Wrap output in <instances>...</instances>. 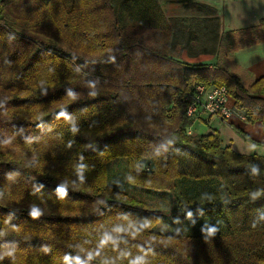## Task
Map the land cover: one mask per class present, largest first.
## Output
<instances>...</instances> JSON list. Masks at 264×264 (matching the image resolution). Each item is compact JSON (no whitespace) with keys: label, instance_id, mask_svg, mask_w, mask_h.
<instances>
[{"label":"trees","instance_id":"obj_1","mask_svg":"<svg viewBox=\"0 0 264 264\" xmlns=\"http://www.w3.org/2000/svg\"><path fill=\"white\" fill-rule=\"evenodd\" d=\"M203 23L186 35L158 0H0V264H264V158L189 134L185 101L226 87L264 125V77L221 61L263 43L264 19L223 35ZM195 35L216 64L174 55ZM116 160L131 189L173 196L178 234L110 184Z\"/></svg>","mask_w":264,"mask_h":264},{"label":"crops","instance_id":"obj_2","mask_svg":"<svg viewBox=\"0 0 264 264\" xmlns=\"http://www.w3.org/2000/svg\"><path fill=\"white\" fill-rule=\"evenodd\" d=\"M191 4H194L190 6H194L195 8L200 4L210 6L216 10V14L210 16L202 12L197 17H189L184 14V16L181 17L172 16V20L176 18L183 21L184 30L187 32L186 35L193 31L198 32L202 30L204 27L203 21L208 18H218L220 20V35L255 28L259 26L260 21L264 19V0H197ZM167 19L170 21L168 17ZM182 42L183 43L175 50L174 55L181 58L185 65L194 66L206 64L211 66L218 62L217 54L211 59H205L203 56H199L202 58L190 60L186 55V51L188 50L190 54L192 51H197L198 47L194 48L193 46L196 41L191 39L187 40L186 38L182 40ZM221 61L232 72L238 75L245 73L249 78L258 80L264 77V42L235 52H229V56L221 59ZM230 105L235 107V101L232 98H230ZM196 122L197 121L194 122L192 128L195 126ZM197 123L206 124L208 128L200 126L197 129L195 128V131L191 128L189 134L192 136L208 135L219 132L224 147L230 146L234 152L242 156H258L264 158V125L262 123L257 122L253 124L248 121V118L243 120L237 116L232 117L228 121H224L218 117L203 116ZM233 125L250 135L258 144L248 142L237 135L232 128Z\"/></svg>","mask_w":264,"mask_h":264},{"label":"rangeland","instance_id":"obj_3","mask_svg":"<svg viewBox=\"0 0 264 264\" xmlns=\"http://www.w3.org/2000/svg\"><path fill=\"white\" fill-rule=\"evenodd\" d=\"M196 1L197 0H192V1L190 0H159L161 7L163 8V11L165 12L166 16L170 19L171 22H174L175 20L177 21L180 20L176 18H173L174 20H172L171 19L172 16L181 17L185 15L189 17H197L202 12H205V14L208 15V12L203 7H201L203 6L202 4L197 5L198 7L196 6V8L194 6L193 7L190 6V5H194L191 3L196 2ZM195 37H196L195 38L196 42L193 45L194 48L198 46H202L201 44L197 43L198 35H195ZM179 51H180V48H179ZM186 55L188 56L190 60H197L198 58H202L199 56H203V58L205 59H211L214 57V54H204L202 52L197 53L196 51H192V53L190 54L188 50L186 51ZM197 122L195 123V126L192 128L193 131H195V128L197 129L200 126L208 128L206 124H203V123L199 124ZM124 162H125L124 160H116L109 165L108 175H109L110 184L121 190L123 189L127 190L129 193L134 194L137 198L144 200L145 202L151 204L157 210H160L164 214L163 222L155 228L156 232L160 234H178V230L170 217L173 196L167 193L146 192L143 190L131 189L127 183V171H126V164Z\"/></svg>","mask_w":264,"mask_h":264},{"label":"built area","instance_id":"obj_4","mask_svg":"<svg viewBox=\"0 0 264 264\" xmlns=\"http://www.w3.org/2000/svg\"><path fill=\"white\" fill-rule=\"evenodd\" d=\"M185 101L188 103L187 116L194 121L200 120L203 116L218 117L224 121L234 116L247 119L230 105V96L226 87L207 88L201 84H194Z\"/></svg>","mask_w":264,"mask_h":264}]
</instances>
